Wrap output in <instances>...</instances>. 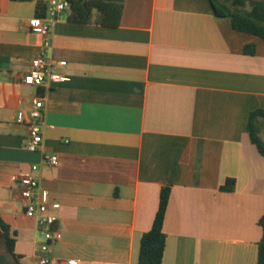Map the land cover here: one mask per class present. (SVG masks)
<instances>
[{"label": "crops", "instance_id": "crops-1", "mask_svg": "<svg viewBox=\"0 0 264 264\" xmlns=\"http://www.w3.org/2000/svg\"><path fill=\"white\" fill-rule=\"evenodd\" d=\"M50 1L0 0V219L21 264H37L43 243L15 180L32 165L58 218L52 264H138L163 187L162 264H257L264 156L249 119L264 112V40L235 31L211 0H125L117 27L61 15L48 51L60 80L28 86L43 43L30 20ZM37 96L33 153L17 120ZM255 125L264 140V117Z\"/></svg>", "mask_w": 264, "mask_h": 264}, {"label": "trees", "instance_id": "trees-1", "mask_svg": "<svg viewBox=\"0 0 264 264\" xmlns=\"http://www.w3.org/2000/svg\"><path fill=\"white\" fill-rule=\"evenodd\" d=\"M33 1V0H22ZM71 4V13L68 19L71 22L87 23L95 21L106 27L119 26L122 18L125 0H67ZM217 16L231 19L235 31L248 33L264 40V0H211ZM42 4H39V8ZM92 9H97L94 15ZM45 14V13H44ZM245 52L253 54L255 46L246 47ZM264 117V112L251 113L249 119V130L253 144L264 156V140L256 123V118ZM234 187L231 182L229 189ZM171 189L163 187L159 197L158 210L151 229L142 235L138 264H162L166 248L167 236L164 233V221L169 203ZM263 237L259 243L257 264H264V216L259 220ZM0 230L6 248L12 260L0 255V264H21L22 257L15 253V232L0 219Z\"/></svg>", "mask_w": 264, "mask_h": 264}, {"label": "built area", "instance_id": "built-area-1", "mask_svg": "<svg viewBox=\"0 0 264 264\" xmlns=\"http://www.w3.org/2000/svg\"><path fill=\"white\" fill-rule=\"evenodd\" d=\"M71 13V4L67 0H51L42 16H35L30 20L31 30L43 37L40 55L30 63V70L23 76L22 83L28 86L41 87L50 79L60 80L58 75L52 72V63L48 57L51 48L50 35L53 23L61 15ZM44 103L40 96L34 98L32 109L28 117H20L19 124H26L29 129L27 149L36 153L41 149L44 141L41 121L44 116ZM44 162L52 167L59 165L57 156L45 157ZM30 173L15 177L19 184L20 196L24 203L25 216L34 220L43 239L40 246V254L36 258L37 264H52L49 257L50 246L56 243L59 236L57 228L58 218L49 212L48 193L40 190L39 181L34 173L39 170L38 165H32Z\"/></svg>", "mask_w": 264, "mask_h": 264}, {"label": "rangeland", "instance_id": "rangeland-1", "mask_svg": "<svg viewBox=\"0 0 264 264\" xmlns=\"http://www.w3.org/2000/svg\"><path fill=\"white\" fill-rule=\"evenodd\" d=\"M0 255L5 256L6 258L12 260L10 254L6 248V244L4 242L1 230H0Z\"/></svg>", "mask_w": 264, "mask_h": 264}]
</instances>
